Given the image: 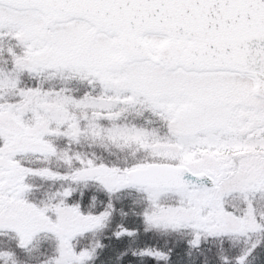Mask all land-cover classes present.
<instances>
[{"label":"snow or ice","instance_id":"1","mask_svg":"<svg viewBox=\"0 0 264 264\" xmlns=\"http://www.w3.org/2000/svg\"><path fill=\"white\" fill-rule=\"evenodd\" d=\"M0 264H264V0H0Z\"/></svg>","mask_w":264,"mask_h":264}]
</instances>
